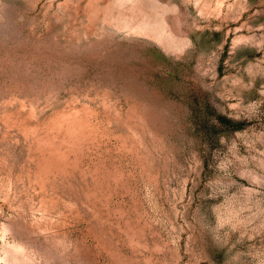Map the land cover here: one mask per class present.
Returning <instances> with one entry per match:
<instances>
[{
	"label": "rangeland",
	"instance_id": "rangeland-1",
	"mask_svg": "<svg viewBox=\"0 0 264 264\" xmlns=\"http://www.w3.org/2000/svg\"><path fill=\"white\" fill-rule=\"evenodd\" d=\"M0 264H264V0H0Z\"/></svg>",
	"mask_w": 264,
	"mask_h": 264
}]
</instances>
